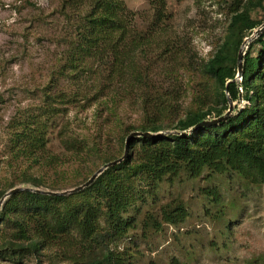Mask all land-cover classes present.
Returning <instances> with one entry per match:
<instances>
[{
	"label": "rangeland",
	"instance_id": "1",
	"mask_svg": "<svg viewBox=\"0 0 264 264\" xmlns=\"http://www.w3.org/2000/svg\"><path fill=\"white\" fill-rule=\"evenodd\" d=\"M62 1L0 0V200L17 188L61 193L83 185L110 163L105 164L102 158L114 161L124 155L126 138L144 120L138 92H124L128 88L126 79L108 82L102 76L99 80V65L88 58L84 59L88 65L79 62V68L72 69L76 23L74 19L67 21L68 11L60 14ZM121 1L135 18L133 38L148 42L146 55L138 58L141 61L145 56L142 62L151 64L158 57L155 70L153 66L148 68L149 78L156 80V91L166 96L170 111L182 117L188 111L213 104L210 95L214 87L203 74V67L226 35L228 3L163 0L161 9L160 0ZM262 6L264 9V1ZM252 17L263 26L264 11L253 12ZM171 47L178 59L162 74L165 69H160L169 55L164 52ZM246 48L247 45L244 52ZM235 80L241 81L238 75ZM98 82L107 86L99 104L92 101L89 90ZM73 94L77 95V103L58 104L55 99L62 95L69 100ZM246 104L240 98L233 103L231 112ZM25 121L44 133V155L58 157L56 162L43 157V161L36 162L31 155L17 152L24 144L18 136ZM174 124L172 119L163 125L166 129ZM167 132L172 131L160 133ZM71 137L87 146L98 143V150L87 155L79 150L80 158H72V151L63 146ZM31 180L40 181L39 186ZM133 186L127 216L134 218L135 223L125 237L108 245L109 249L125 253L128 264H264L263 187L249 185L236 176L208 180L206 174L196 180L179 177L166 181L158 185L156 192L143 180ZM213 188L221 195L218 206L207 201L206 194ZM79 200L72 196L66 203L74 206ZM66 203L52 205L64 212ZM166 206L170 210L182 208L185 218L177 226L161 224L156 231L148 218L161 220V208ZM9 207L14 209L15 205ZM16 209L19 213L24 211L22 205ZM13 238L12 228L0 222V264H75L62 246L45 248L40 253L23 248L10 252L2 249L3 241ZM106 246L92 252L96 254L92 259L101 260Z\"/></svg>",
	"mask_w": 264,
	"mask_h": 264
},
{
	"label": "trees",
	"instance_id": "2",
	"mask_svg": "<svg viewBox=\"0 0 264 264\" xmlns=\"http://www.w3.org/2000/svg\"><path fill=\"white\" fill-rule=\"evenodd\" d=\"M224 1L228 3L226 35L203 67V74L214 87V93L210 95L214 102L205 109L198 107L188 111L182 117L170 111V104L165 103L166 96L156 91V80L149 78L151 72L148 68L155 67L158 57L151 64L142 62L145 56L141 61L138 58L146 55L148 42L133 38L131 27L135 18L121 0L62 1L60 14L66 15L68 11L67 21L74 19L76 23V47L71 50L70 60L73 61L72 69L76 71L79 62L86 64L85 58L93 59L99 65L96 72L99 80L105 76L108 82L123 78L128 81L124 92L127 95L131 91L138 92L144 113L143 122L134 132L159 134L170 130L184 133L204 121L224 116L229 108L228 100L234 103L242 98L247 104L231 112L225 121L198 128L190 134L134 138L120 163L106 168L91 185L73 195L49 196L31 191L11 195L2 204L0 222H6L7 227L12 228L14 240L27 243L3 241L2 249L10 252L23 248L40 253L45 248L62 246L75 264H128L125 253L109 249L108 245L114 239L125 237L135 223L134 218L127 216L128 197L134 182H149L156 192L158 185L166 181L179 177L196 180L206 174L208 180L236 176L249 185L264 188V32L247 45L242 59L241 81L235 80L239 49L243 41L262 26L252 13L264 11V0ZM159 4L164 9V1L160 0ZM164 53L169 55L168 62H164L160 69H165L162 74L178 59L173 47ZM106 88L104 83L98 82L95 88L89 89L94 103H100ZM55 99L58 104L78 101L76 94L69 100L62 95ZM110 101L113 103L114 99L110 98ZM172 119L175 124L165 129L164 122ZM21 129L18 141L24 144L17 152L31 155L36 162H40L41 157L56 162L58 157L44 155L46 140L41 130L26 121L21 124ZM63 146L72 151V158H80L81 151L87 155L91 150L96 152L99 145L87 146L71 137L63 142ZM112 159L102 158L105 164ZM31 183L39 186L40 181L31 180ZM207 193L209 204L218 206L221 203L217 189ZM72 196L80 199L74 206L66 203ZM54 202L66 203L64 212L53 206ZM10 204L15 208H10ZM20 205L24 211L19 213L16 208ZM169 208H161V220H155L153 216L148 218L154 230H159L161 224L177 226L184 220L182 208ZM104 245L107 249L100 251L103 252L101 260L92 259L96 255L92 252Z\"/></svg>",
	"mask_w": 264,
	"mask_h": 264
},
{
	"label": "water",
	"instance_id": "3",
	"mask_svg": "<svg viewBox=\"0 0 264 264\" xmlns=\"http://www.w3.org/2000/svg\"><path fill=\"white\" fill-rule=\"evenodd\" d=\"M264 32V24L263 26H261L260 28H258L257 30L254 31V33L252 34L251 37H248L246 38L240 49H239V52H238V55H237V75H238V78L241 79V74H242V59H243V55H244V49L246 47V45H248L250 42H252L254 39L258 38L262 33ZM228 103H229V108L226 112V114L220 118H217V119H214V120H211V121H204L198 125H196L194 128H192L191 130H189L188 132H184V133H179V132H167L166 134H163V133H159V134H150V133H141V132H133L131 133L125 140V147H124V155L115 160V161H112L106 165H104L103 167H101L95 174L92 175V177L87 181L85 182L83 185L71 190V191H66V192H61V193H56V192H42V191H39V190H30V189H21V188H17V189H13L11 191H9L7 194H5V196L0 200V206L2 205L3 201L10 197L11 195H14L16 193H19V192H23V191H32V192H36V193H40V194H45V195H49V196H65V195H69L71 193H75V192H79L83 189H85L86 187H88L89 185H91L94 180L108 167H111V166H114L118 163H120L125 157H126V154H127V150H128V147H129V144L130 142L134 139V138H139V137H143V138H156V137H163L165 135H185V134H190V133H193L195 132L198 128H201V127H204V126H209V125H214V124H217L219 122H222V121H225L228 117H230L231 115V111H232V108H233V103L228 100Z\"/></svg>",
	"mask_w": 264,
	"mask_h": 264
}]
</instances>
